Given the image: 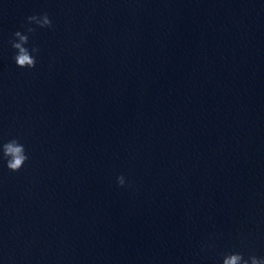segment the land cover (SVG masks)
I'll list each match as a JSON object with an SVG mask.
<instances>
[{
  "label": "clouds",
  "instance_id": "9594fccd",
  "mask_svg": "<svg viewBox=\"0 0 264 264\" xmlns=\"http://www.w3.org/2000/svg\"><path fill=\"white\" fill-rule=\"evenodd\" d=\"M27 24L23 25V31L17 30L12 34L9 44L15 50L13 60L17 67L22 69H33L36 66V56L39 54L38 47H26L29 44V35L35 33V24L40 28H52V20L45 12L40 15H31L27 18ZM29 160L24 144L19 139L12 138L6 142H0V161H3L10 172H19L25 163ZM117 184L120 187L125 186V177L117 176ZM214 247L212 244H205L201 251H207ZM222 264H264V257L251 255L245 258L242 252L227 253L223 256Z\"/></svg>",
  "mask_w": 264,
  "mask_h": 264
}]
</instances>
